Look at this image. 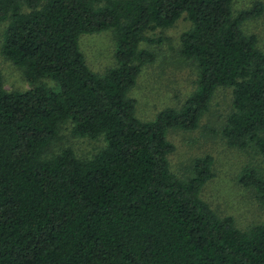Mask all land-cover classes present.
<instances>
[{"label":"trees","instance_id":"obj_1","mask_svg":"<svg viewBox=\"0 0 264 264\" xmlns=\"http://www.w3.org/2000/svg\"><path fill=\"white\" fill-rule=\"evenodd\" d=\"M233 2L0 0L2 53L31 84L7 90L0 72V264H264V223L242 230L201 197L213 157L196 158L186 179L168 159V130L196 129L218 87L233 88L223 136L264 156V51L242 27L264 4L235 13ZM184 13L181 53L197 67L196 90L143 121L129 92L156 59L140 44L158 39L144 32ZM105 30L116 65L97 74L79 38ZM67 122L105 147L89 159L52 152ZM241 182L264 199V168H246Z\"/></svg>","mask_w":264,"mask_h":264},{"label":"rangeland","instance_id":"obj_2","mask_svg":"<svg viewBox=\"0 0 264 264\" xmlns=\"http://www.w3.org/2000/svg\"><path fill=\"white\" fill-rule=\"evenodd\" d=\"M256 1L234 0L233 10L238 13L248 9ZM8 22L0 24V72L7 90L26 91L31 88L24 70L16 66L2 53L3 37ZM192 22L184 13L173 26L149 29L141 48L156 54L154 62L145 64L130 90L136 100V116L143 121H152L166 108L180 109L197 87L198 71L193 61L181 53V35L190 29ZM243 30L253 35L257 47L264 51V12L243 23ZM80 49L88 66L97 74H103L116 65L115 38L112 30L81 34ZM50 84L52 81L47 80ZM233 88L218 87L209 107L194 130L169 129L168 139L174 145L169 154L171 171L179 178L193 175L192 165L196 158L213 157V173L203 187L201 197L221 217L232 216L242 230L264 223V199L256 189L241 182V175L248 167L264 168V156L253 148L239 149L229 144L222 130L232 110ZM106 142L104 138L75 136L72 123L61 126L59 139L54 142L52 152L71 148L81 159L94 157Z\"/></svg>","mask_w":264,"mask_h":264}]
</instances>
